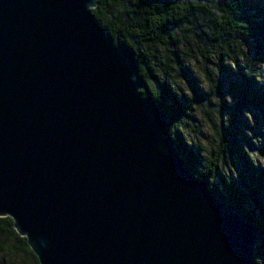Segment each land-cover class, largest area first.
<instances>
[{"label": "water", "instance_id": "1", "mask_svg": "<svg viewBox=\"0 0 264 264\" xmlns=\"http://www.w3.org/2000/svg\"><path fill=\"white\" fill-rule=\"evenodd\" d=\"M98 0H0V217L40 264H255Z\"/></svg>", "mask_w": 264, "mask_h": 264}, {"label": "trees", "instance_id": "2", "mask_svg": "<svg viewBox=\"0 0 264 264\" xmlns=\"http://www.w3.org/2000/svg\"><path fill=\"white\" fill-rule=\"evenodd\" d=\"M261 0H98L94 17L113 37L127 43L138 61L145 83V98H152L169 114V131L179 154L197 178H206L215 195L232 204L249 222L259 227L263 241L255 247V264L264 260V133L262 144L254 142L257 131L247 125L246 111L264 115V80L255 67L239 62V48L232 39L254 42V54L264 64V3ZM196 43L204 56L205 43L217 47L220 60L229 59L240 71L228 91L235 103L219 128V141L207 151L204 162L189 146L180 128L203 97L199 82L186 63V42ZM176 35V36H175ZM166 51V59L159 52ZM225 64V63H224ZM162 77L158 76L161 71ZM174 72L185 80L194 98L178 87ZM258 136V135H257ZM259 136L257 137L259 140ZM237 161V166H235ZM235 171V172H234ZM0 264H40L27 239L18 234L10 217H0Z\"/></svg>", "mask_w": 264, "mask_h": 264}, {"label": "rangeland", "instance_id": "3", "mask_svg": "<svg viewBox=\"0 0 264 264\" xmlns=\"http://www.w3.org/2000/svg\"><path fill=\"white\" fill-rule=\"evenodd\" d=\"M264 3V0L259 1ZM178 33L181 39L186 42V47H182L181 52L185 56L186 63L190 74L199 82L200 88L203 91V99L194 105L193 110L187 116L186 122L180 124V128L184 131L189 146L193 147L195 152L199 155L200 160L204 162L207 157V151L215 147L219 141V128L221 123L227 119L230 114L228 107L234 103V97L229 93L228 88L231 83L239 78L238 66H236L229 59L220 60L217 47L213 44L205 43L203 39L201 46L208 50L207 56L200 53L196 48V43L185 38L183 33ZM176 36V35H175ZM239 48V62L249 68L255 67L259 82L264 80V64L254 54V42L245 39H232ZM160 54L166 59V51L162 49ZM161 71L157 72L158 76L162 77ZM177 79V87L186 95L194 98L189 84L174 72ZM245 117L247 125L251 129L264 133V115L257 111H246ZM259 136V133L257 134ZM254 134V142L257 145L262 144V139ZM261 164L264 165L263 157L259 156ZM237 166V161H235ZM235 172V171H234ZM264 264V260L260 261Z\"/></svg>", "mask_w": 264, "mask_h": 264}]
</instances>
